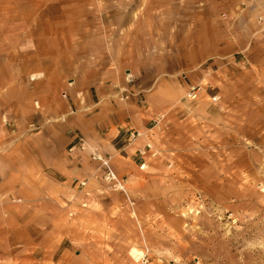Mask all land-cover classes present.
<instances>
[{
    "label": "rangeland",
    "instance_id": "obj_1",
    "mask_svg": "<svg viewBox=\"0 0 264 264\" xmlns=\"http://www.w3.org/2000/svg\"><path fill=\"white\" fill-rule=\"evenodd\" d=\"M35 1L27 0L28 6ZM147 2L66 0L64 4L75 11H86L88 26L66 31L61 36L64 49L72 41L76 49L81 43L93 55L108 51L111 59L114 43L118 40L125 46L134 36L141 57L136 56V64L148 70L158 61L154 54L169 53L176 39L175 30L126 29L132 9L135 20L146 21ZM182 3L178 42L183 51L193 46L189 25H202L210 15L231 39L235 32H245L246 21L249 29L252 23L253 30L264 33V0ZM114 17L122 21L119 29ZM47 48L39 46V53H47ZM240 49L234 44L236 52L230 56L202 65L220 89L209 125L200 120L181 123L163 111L150 116L145 129H151V149L141 157L138 149L144 141L137 148L139 160L150 167L141 165L127 184L130 198L106 189L97 166L88 177L74 178L72 189L53 193L48 201L32 204L11 198L16 213L3 212L0 221V264H264V68L259 67L264 61L259 55L248 60ZM138 73L134 81L147 85L142 71ZM207 93L204 87L202 97ZM126 94L136 96L138 102L142 99L138 93ZM114 98L122 101L120 95ZM158 114L164 118L155 126L152 119ZM34 127L27 129L32 132ZM118 176L126 185V174ZM79 181L86 184L81 187Z\"/></svg>",
    "mask_w": 264,
    "mask_h": 264
},
{
    "label": "crops",
    "instance_id": "obj_2",
    "mask_svg": "<svg viewBox=\"0 0 264 264\" xmlns=\"http://www.w3.org/2000/svg\"><path fill=\"white\" fill-rule=\"evenodd\" d=\"M35 2L28 6L27 0H0V46L4 47L0 54V221L3 212L16 213L11 198L21 197L32 204L48 201L53 193L72 189L74 178L93 172L97 164L87 155L67 151L74 139L72 131L98 145L114 170L126 174V194H122L127 199V184L135 179L138 168L150 167L137 157L144 140L138 138L127 146L128 133L145 129L156 111L181 123L200 120L209 125L219 104L210 97L220 96V89L215 87L216 78L203 72L204 61L230 56L236 52L234 44L242 48L239 51L245 50L248 60L252 56L257 60L259 55L264 61V33L253 30L252 23L249 29L250 21H246L245 32H235L236 38L231 39L220 32L221 23L215 24L212 15L202 25H189L193 46L183 51L178 42L183 29L182 0H148L143 23L134 19V9L127 13V30H175L174 47L169 53L154 54L158 61L148 65V70L136 64V56L141 57L134 36L125 46L117 40L109 52L111 59H107L108 51L93 55L81 43L76 49L72 41L64 49L61 36L66 31L87 28L86 11H75L64 4L66 0ZM120 20L114 17L117 29ZM43 44L48 48L41 54L38 47ZM24 46L29 54L23 53ZM139 71L147 85L134 81ZM191 85L199 86L195 100L185 97ZM204 87L206 97H202ZM126 93L141 94L142 99L138 102ZM115 95L127 98L119 101ZM29 125L35 126L32 132Z\"/></svg>",
    "mask_w": 264,
    "mask_h": 264
},
{
    "label": "built area",
    "instance_id": "obj_3",
    "mask_svg": "<svg viewBox=\"0 0 264 264\" xmlns=\"http://www.w3.org/2000/svg\"><path fill=\"white\" fill-rule=\"evenodd\" d=\"M199 86L198 85H191L187 89L185 93L186 99L189 100H195L197 98ZM127 96H122L120 99H125ZM212 102H217L219 100L218 95H212L210 97ZM164 118L163 114H158L156 117L152 119V122L154 125H158ZM151 129H145L143 131L140 130H131L128 133V143H131L135 141L138 138L144 139V144L141 148L138 149V153L141 157L145 154L146 150L151 149V139H150V132ZM73 134V141L68 147V152L72 153L75 151L78 152H85L87 153L89 159L97 164V170H100V179L102 180L104 186L106 189L110 191H119L126 194V185L125 181L118 176L114 168L112 167L110 163V157L105 156L100 148L91 143L89 140H87L84 136L81 134L75 133L72 131ZM79 186L83 187L86 182L79 181Z\"/></svg>",
    "mask_w": 264,
    "mask_h": 264
}]
</instances>
